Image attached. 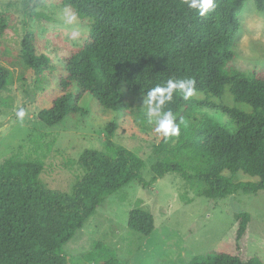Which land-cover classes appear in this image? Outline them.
<instances>
[{"label":"trees","instance_id":"16d2710c","mask_svg":"<svg viewBox=\"0 0 264 264\" xmlns=\"http://www.w3.org/2000/svg\"><path fill=\"white\" fill-rule=\"evenodd\" d=\"M245 1L214 0L215 9L201 16L188 8L187 0H60L61 8L87 20V38L62 58L63 73L45 93L47 104L37 118L54 126L68 116L83 115L84 95L107 110L125 112L128 94L144 98L149 88L171 77L192 78L194 95L184 99L177 92L166 107L191 121L182 145L196 172L188 173L187 164L177 158L159 157L166 144L162 137L154 151L153 176L146 180L140 157L113 142L114 123L106 126L104 150L86 148L80 154L84 172L69 193L43 184L40 160L7 153L0 158V264H67L63 246L108 196L131 181L149 187L166 173L178 172L201 182V193L211 199L264 193V73L225 69L234 58L238 14ZM255 4L264 12V0ZM6 31V15L0 12V39ZM20 58L21 66L34 75L51 62L48 54L36 51L32 31L22 37ZM11 79L10 70L0 64V98ZM239 174L248 177L235 180ZM250 219L247 211L236 214L238 250ZM127 227L148 236L154 217L134 208L128 212ZM85 258L94 264H122L101 241L93 242ZM187 264L261 260L211 250Z\"/></svg>","mask_w":264,"mask_h":264},{"label":"rangeland","instance_id":"374dc122","mask_svg":"<svg viewBox=\"0 0 264 264\" xmlns=\"http://www.w3.org/2000/svg\"><path fill=\"white\" fill-rule=\"evenodd\" d=\"M63 10L60 0H0V12L5 13L7 23L0 39V64L12 75L0 98V158L13 153L18 158L40 160L43 184L69 193L84 172L80 154L86 148L104 150L106 126L114 123L113 142L140 157L144 163L141 174L149 180L154 151L163 136L155 132V124L145 115L140 96L128 94V110L114 112L84 95L80 99L83 115L68 116L54 126L37 118L47 104L45 93L63 73L62 58L74 53L87 38V20L77 18L73 25H66L60 19ZM238 19L241 25L232 47L234 58L225 69L264 73V12L257 10L255 0H246ZM27 31L35 34L36 51L51 57L50 66L40 75L21 66V40ZM21 108L26 112L23 120L16 116ZM179 119L186 121V126L181 125L178 137L166 139L159 157L177 158L193 174L195 164L182 145L191 121ZM246 177L239 174L234 179ZM202 186L178 172L166 173L149 187L131 181L108 196L63 246L67 264H94L85 258L94 241L112 248L122 264H187L195 255L211 250L242 259L255 256L264 264V193L239 192L211 199L201 193ZM134 208L153 215L150 235L127 227L128 212ZM241 211L249 212L251 219L238 250L236 214Z\"/></svg>","mask_w":264,"mask_h":264},{"label":"clouds","instance_id":"9594fccd","mask_svg":"<svg viewBox=\"0 0 264 264\" xmlns=\"http://www.w3.org/2000/svg\"><path fill=\"white\" fill-rule=\"evenodd\" d=\"M189 9L198 11L204 16L214 10L216 5L214 0H187ZM60 19L66 25H73L77 17L75 13L64 9ZM78 35V33H77ZM195 80L192 78L182 79L171 77L163 83L156 84L148 89L146 96H143L145 115L150 122L155 124V132L161 134L163 138L178 137L181 133V125L186 126V121L177 118L174 112L166 106L173 101L174 94H183L184 99H188L195 93ZM26 112L23 108L17 111L16 116L23 120Z\"/></svg>","mask_w":264,"mask_h":264}]
</instances>
